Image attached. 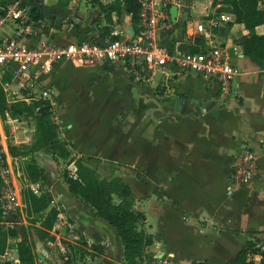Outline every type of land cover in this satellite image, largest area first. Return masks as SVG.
Segmentation results:
<instances>
[{"label":"crops","instance_id":"crops-1","mask_svg":"<svg viewBox=\"0 0 264 264\" xmlns=\"http://www.w3.org/2000/svg\"><path fill=\"white\" fill-rule=\"evenodd\" d=\"M79 1L43 0L45 12L35 19L31 14L30 30H24L19 40L30 45L78 40L72 27L82 29L83 35L97 36L105 24L102 19L92 22L99 0H82L88 5L84 15L76 11ZM197 2L201 7L217 5V10L228 17L225 25L211 34L214 42L234 44L229 50L230 60L239 73L231 81L228 94L221 93L215 80L188 71L177 73L171 64L144 81L132 79L119 61H57L34 76L37 89H49L51 120L69 156L76 154L101 177L119 176L133 194L134 207L144 212L142 227L151 242L144 246L140 264H189L192 260L223 264L248 239L257 240L264 248V67L243 55L234 43L246 29L242 20L227 10L225 0ZM257 6L264 8V0ZM129 18L121 8L112 10L107 32L98 38H105L114 23L122 25ZM178 26L163 39L189 41L187 32L192 24ZM18 27L17 22L7 21L0 25V35H10ZM253 30L264 34V18ZM11 85L5 83L3 87ZM175 92L181 93L176 109ZM240 145L252 149L255 168L247 181L232 184L228 181L229 161ZM11 156L19 170L15 178L19 205L11 215L13 232L0 227V261L11 259V264H16L15 242L31 239L34 256L30 264L120 263L119 237L70 191L59 170L62 163L67 167L71 161L38 150L33 157L42 176L29 182L22 156ZM21 180H26L24 186L34 193L50 195L43 210H56L47 229L52 238H38L41 225L29 233L17 225L19 216L15 214L22 220L25 214ZM65 233L83 239L88 251H93L90 243L98 242L102 252L67 262L62 253L63 239H68Z\"/></svg>","mask_w":264,"mask_h":264},{"label":"built area","instance_id":"built-area-1","mask_svg":"<svg viewBox=\"0 0 264 264\" xmlns=\"http://www.w3.org/2000/svg\"><path fill=\"white\" fill-rule=\"evenodd\" d=\"M20 1L12 0L0 7V25L7 21L19 24L12 34L0 35V74L4 70L9 73L6 85L14 84L17 97L27 103L38 99L48 103L49 89H37L34 76L39 71L48 70L57 61H119L136 81L150 80L155 71L163 72L171 64L177 73L188 71L215 80L223 94H228L231 81L239 73V68L230 60L229 50L234 49V44L211 39L213 29L224 26L228 20L223 12L217 10V5L203 4L197 15L192 17V30L187 32L191 36L189 41L163 38L177 22L187 24L189 9L201 0H136L137 17L135 23L131 22L132 36L127 34L126 22L122 25L114 23L102 39L103 45L86 40L60 44L43 41L30 45L19 40L24 30H30L28 27L32 21L28 5ZM111 1L99 0L101 3ZM172 6L173 16L169 11ZM190 45L196 46V49L192 50ZM6 88L3 87V90ZM11 119L7 111H4V117L0 116V227L9 228L14 227L11 215L19 205L15 184L19 170L15 158L7 149L1 122ZM254 168L252 149L240 145L229 161L228 181L241 184L250 178Z\"/></svg>","mask_w":264,"mask_h":264},{"label":"trees","instance_id":"trees-1","mask_svg":"<svg viewBox=\"0 0 264 264\" xmlns=\"http://www.w3.org/2000/svg\"><path fill=\"white\" fill-rule=\"evenodd\" d=\"M12 0H0V7ZM260 0H225L227 10L234 17L242 20L246 29L236 36L234 43L239 45L243 55L254 61L258 66L264 67V34L256 33L253 27L262 22L264 18V8L258 7ZM21 4L28 5L29 13L33 18H37L40 13L45 12L41 7L36 11L32 8L34 0H21ZM97 10H94L93 21L99 23L102 19L105 24L99 29L97 36H86L82 34V29L72 27L78 40L96 41L98 37H103L107 32L106 23L110 20V12L116 8L128 12L132 23L137 17L136 0H114L109 3L98 2ZM177 22L176 24H180ZM198 41V40H197ZM192 50L196 46L190 45ZM10 75L7 71L0 74V116L4 111L15 112L5 97L3 84L7 83ZM20 112L27 111L32 115L34 122V138L29 145H20V153L27 154L38 150L49 151L54 158H67L75 167V176L67 179V184L71 192L75 193L79 199L86 204L93 215L102 218L114 230L121 242V261L119 264H140L143 261L142 251L146 244L151 242L149 233L142 227L145 215L141 209L134 207V197L129 186L119 177H101L96 170L84 164L81 158H70L67 148L59 140L55 124L51 120V105L44 100H34L29 104L24 102L13 103ZM7 149L11 155H17L13 145L7 143ZM24 174L29 182L38 181L42 176V169L35 163L33 155H30L24 163ZM21 201L24 204L25 214L38 213L43 210L49 200L47 192L38 194L28 186L20 189ZM56 210L50 207L40 221L41 228L37 229V236L40 239L52 238L47 229L52 225ZM13 232V229H8ZM93 251L86 249V243L80 239V243L74 245V251L78 257L84 254L90 257L102 252V246L98 242H92L89 246ZM33 243L31 239L18 240L15 242V250L18 262L16 264H30L34 256ZM96 252V253H95ZM257 256V258H255ZM0 264H11L7 259H2ZM189 264H209L206 260L190 261ZM223 264H264V248L257 244V240L248 239L234 255Z\"/></svg>","mask_w":264,"mask_h":264},{"label":"rangeland","instance_id":"rangeland-1","mask_svg":"<svg viewBox=\"0 0 264 264\" xmlns=\"http://www.w3.org/2000/svg\"><path fill=\"white\" fill-rule=\"evenodd\" d=\"M86 8H88V5H85L82 0L79 1L78 6L76 11L80 14V15H84L85 14V10ZM201 10V3L200 2H195L194 6L192 8L189 9V21L187 22L188 25H191V20L192 17L197 15V13ZM179 24H176V26L174 28L177 29V27ZM176 29L173 31L174 33H176ZM159 73V72H157ZM16 88L15 85L12 84L11 87H7L6 90L4 91L5 93V97L8 100L9 104H10V108L13 110L15 108V112H11L9 113L7 111V113L9 114V116L12 118L11 120H9L8 122L2 121L1 122V128L3 129V132L5 134V138L7 143L13 145L14 149L16 152H18L17 155L22 156L23 158V162L27 160V158L30 155H35L37 153V151L34 152H28L27 154H21L20 151V145L24 144V145H29L34 138V122H33V118L32 115L29 114V112L27 111H22L20 112V110L17 107H14L15 102L20 103V102H24L25 104L27 102L21 100L20 98L17 97V93L15 92ZM31 103V101L29 102ZM27 103V104H29ZM4 117V115H3ZM33 134V135H32ZM26 140V142H21V140ZM70 158H77L76 154H70L69 156ZM64 161V159H63ZM73 164L65 167V164L62 163V165L60 166L59 170L64 173V176L66 177V179H70L72 178L71 176L73 175ZM67 173V174H66ZM28 182L26 180H21V184H23V186L25 184H27ZM23 209V208H22ZM23 213L24 210H23ZM46 212L44 210H41L38 213H31V214H24V220L20 219V215L17 213L15 214L16 217H18L16 220L17 225L22 226V228L24 229L25 232L29 233L31 231H34L35 228L37 229L38 227H40V221L42 219V217L44 216ZM63 227L60 228V232H62ZM67 229V226L65 228V231ZM5 230V229H3ZM65 237H67L68 239L65 240L63 239V241L65 243H63V255H65V259L67 260V262H73L76 258H79L77 255L78 253L75 252L74 250V245H77L80 243V238H73L70 235H66L65 233Z\"/></svg>","mask_w":264,"mask_h":264},{"label":"water","instance_id":"water-1","mask_svg":"<svg viewBox=\"0 0 264 264\" xmlns=\"http://www.w3.org/2000/svg\"><path fill=\"white\" fill-rule=\"evenodd\" d=\"M39 7H41L42 9L45 10V8H44V4H43V0H34V4L32 5V8H34L36 11H38V8H39ZM169 11H170L171 16H173V14H174V7H173V6L170 7ZM127 23H128V24H127V26H126V31H127V34L131 37L132 34H133V29H132V24H131V19H130V18L128 19ZM96 42L99 43L100 45H103V44H104L102 38H97V39H96ZM118 71L121 73V75H122L125 79H127L130 83H133V81H132L129 77H127V76L125 75V73L123 72L122 69H118ZM175 94H176L178 97H177V99H176V101H175L174 109H176L177 106H178V103H179V100H180L179 97H180L181 93H179V92H175ZM10 107H11V106H10Z\"/></svg>","mask_w":264,"mask_h":264}]
</instances>
